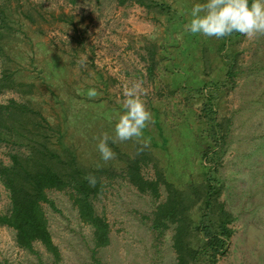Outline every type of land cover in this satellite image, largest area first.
<instances>
[{
	"label": "rangeland",
	"instance_id": "obj_1",
	"mask_svg": "<svg viewBox=\"0 0 264 264\" xmlns=\"http://www.w3.org/2000/svg\"><path fill=\"white\" fill-rule=\"evenodd\" d=\"M168 1L172 19L117 0H0V106L13 100L39 112L60 125L80 161L116 169L102 177V192L92 200L95 214L108 225L105 246L95 245L93 228L79 218L70 192L49 190L50 203L43 204V211L58 258L39 243L33 251L19 248L15 232L3 227L0 264H176L174 227L153 228L165 187L160 186L155 199L139 192L121 171V160L132 157L134 149H140L141 174L148 180L154 179L149 157L177 188L208 171L233 217V235L216 264H264V36L193 35L185 25L196 0ZM148 39L162 40L164 50L152 75L143 48ZM198 40L209 44L210 76L216 88L224 89L220 93L202 85ZM233 58L238 75L232 88L217 71ZM196 80L199 92L194 91ZM135 82L143 83L142 99L153 122L140 142L110 140L115 159L105 163L97 145L104 133L114 137L124 112V91ZM89 89L101 95L90 99ZM207 99L217 108L216 118L230 122L226 138L202 160L209 146L198 135L196 114ZM13 139L0 130V167L9 166L15 154H29ZM10 209L9 192L0 179V214Z\"/></svg>",
	"mask_w": 264,
	"mask_h": 264
},
{
	"label": "trees",
	"instance_id": "obj_2",
	"mask_svg": "<svg viewBox=\"0 0 264 264\" xmlns=\"http://www.w3.org/2000/svg\"><path fill=\"white\" fill-rule=\"evenodd\" d=\"M200 1L196 0V3ZM117 3L121 6L137 5L153 17H174V10L168 0H117ZM161 41L145 40L143 48L151 75L163 58ZM206 41L198 40L195 48L202 63V85L210 84L213 90L220 93L224 89L216 88L215 81L210 76L212 72L209 71L211 63L208 61V53L211 50ZM223 45L222 42L221 47ZM234 58L220 72L217 71L222 73L219 77L223 76L224 82L232 84V88L234 78L238 75V64ZM222 61L225 62L224 58ZM193 86L195 90L187 88L188 92H199L197 80ZM217 101L218 98L216 104ZM198 108L196 118L201 127L198 135L209 146L201 154V159L204 160L210 154L211 146L218 145V142L226 138L230 120L223 117L219 121L216 118L217 108L212 105L211 99L203 101ZM0 130L13 134L15 143L24 145L29 152L26 157L17 154L11 156V164L0 167V179L9 192L11 205L8 214H0V228H10L15 232L19 248L33 251L34 245L39 243L58 258V250L48 231L43 204L50 203L47 191H68L79 218L93 228L95 245L105 246L108 243V225L95 214L92 200L102 192V177L114 175L112 173L116 169L110 165L99 164L98 167L80 161L74 147L64 141L60 125L50 123L39 112L13 100L0 106ZM139 154L140 149L138 152L134 149L132 157L122 159L121 171L139 192H147L155 199L159 198L160 186L165 187L166 199L154 211L153 228L163 231L170 226L174 227L172 241L176 264H216L225 254L227 243L233 235L230 228L233 217L219 199V186L214 184V179L208 177V171L203 170L200 180L196 179L184 188L174 187L166 180L165 169L153 157H149V161L154 162V179H145L141 174L142 159ZM87 176L96 177L95 187L89 185L85 179Z\"/></svg>",
	"mask_w": 264,
	"mask_h": 264
},
{
	"label": "clouds",
	"instance_id": "obj_3",
	"mask_svg": "<svg viewBox=\"0 0 264 264\" xmlns=\"http://www.w3.org/2000/svg\"><path fill=\"white\" fill-rule=\"evenodd\" d=\"M191 19L185 25L193 35L223 39L233 33H239L247 38L264 36V0H206L197 3L191 9ZM146 94L142 82H135L124 91L123 109L115 124V135L104 133L97 145L101 159L107 163L115 159V153L108 142H124L128 140H143V130L153 122L152 113L146 107L142 96ZM90 99L100 93L89 89ZM147 144V141H143ZM99 167V165H98ZM91 187H95V176H87Z\"/></svg>",
	"mask_w": 264,
	"mask_h": 264
}]
</instances>
